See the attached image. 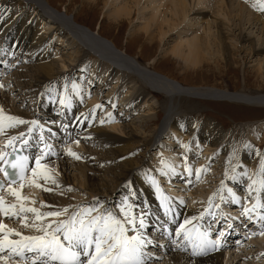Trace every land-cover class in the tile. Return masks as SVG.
Wrapping results in <instances>:
<instances>
[{
    "label": "bare ground",
    "instance_id": "bare-ground-1",
    "mask_svg": "<svg viewBox=\"0 0 264 264\" xmlns=\"http://www.w3.org/2000/svg\"><path fill=\"white\" fill-rule=\"evenodd\" d=\"M135 1L137 3L139 0ZM207 1L210 0H161L157 5V0H149L148 4L158 6V9L151 17H147L146 25L141 28L144 30V35L146 34V39L149 43L152 42L154 37H149V35L153 36L156 33L163 38L167 35L169 37L184 22L189 9L194 6H203ZM238 1H236V5L232 4L234 3L233 0L214 1L218 7L217 15H220L224 22L229 23L231 16H233L230 7L233 5L237 8L235 14V21L237 22L233 29L228 23L224 24L219 17L217 19V17L207 14L203 9H200L201 7L190 12L188 15L191 16L189 21L194 19L196 24L201 23L203 25L200 31L193 29V34L176 42L170 52L180 59L185 67L190 66L193 68L210 57L212 54L211 49L217 47L222 59L225 61L230 51L226 41L227 34H233L235 30H237L235 35L238 42H247L251 51L262 49L245 34L243 26L247 23H254V25H260V30H264V15L261 16V13L259 16L256 11L251 14L249 11L252 12V10L248 8V11L245 8L246 6L244 7L240 0ZM250 1L253 4L257 3V0ZM42 10L45 11L46 15L41 13ZM108 12L113 24L118 26H121L125 19H130L132 16L130 6L126 3H122L118 7H112ZM82 25L85 26L74 17L70 21L67 17L55 15L40 0H0V61L5 66L1 65L2 68L0 69V109L3 110L5 115L15 116L25 121L35 120L38 122L37 125L15 124L12 127H5L3 132H0V151L3 148L2 143H5L10 137H16L17 139L13 143H18L21 142V134H23V140L26 141L23 148L31 156V169L35 166L36 156L40 155L42 156L41 163L47 166L46 171L49 176V179L45 180L44 176L41 175L36 178L35 183H31L32 172L30 170L23 182V187H21L20 182L13 186L20 192L22 197L26 198L19 202L9 191L2 192L0 196L4 197L7 204L17 202L20 205V203H23L27 209L32 208L30 204H32L33 198L29 196L30 191H33L39 196L38 198L43 197V201L42 199L34 201L35 206L32 205L40 212L56 211L65 207L71 210L75 206H82L84 202H87V205L84 204V206L92 205L95 200H98L105 208L118 212L116 205L122 204L127 199L128 204L132 206V210L137 216L141 211L147 213L145 217L146 227L142 229V232L152 243L147 244L144 249L148 253L146 264H156L154 258L161 259L162 264H264V232L260 229L258 230V236H256L257 229L255 227V222L260 221V216L264 215V209L258 208L250 212L249 216L251 218H249V216L242 215V207L229 199L227 194H223L225 198L222 202L219 201V205H222L219 209H216L215 205L218 204V201L215 198L220 193L217 196L215 194L213 197L212 211L215 212V216L206 213L193 223L198 224L202 231H207L208 235L212 231L216 232L215 237L213 236L214 238H211V240L220 238L223 244L215 250H209L198 255L193 254L191 245L185 240L183 234L177 236L175 229L179 227L180 223H183L185 218L199 217L200 213L208 207L209 197L216 193L218 186L215 187L216 182L214 181V184L209 186L210 189L213 188L211 190L208 188L205 183L206 177H210V175L207 172L203 173L204 175L207 174L205 177L199 176L197 179L196 170L200 169L202 172L206 166L205 164L197 162L196 166L198 168L194 171L191 169V174H189V172L183 170L186 165L190 166V163H185L186 156L182 157L183 160H179L175 154L167 150L166 153L170 157H164L165 159L158 163L155 173L153 172L155 167L151 163L144 166L146 171L143 178L146 182L151 183L154 192L151 194L148 189H145L143 195L146 197L141 195L138 192V187L141 186L135 183L138 177L136 175V178H134L132 175L134 166H137V163L132 161V157L129 156L138 151L135 148H139L142 145L140 142L144 139L142 140V136L135 132L136 130L132 125L133 121H128L127 118V109L137 108L136 104L140 102L137 106L141 109H137L136 113L141 122L149 123L152 121V114L157 115L160 110L164 113L161 123L165 126L169 124V127H172L174 122L175 125L182 127L181 130H184V127H187L184 125L187 123L188 112L190 113L192 109L197 108L194 105V100L202 102L215 101L214 99H216L223 102L221 104L225 106L233 103V105L241 104L239 105L240 108L244 107L246 109L253 106L264 108V93H239L213 87L184 85L158 71L153 64L154 57L151 55L146 56L145 61L148 63H146V66H142L138 61L142 55L141 53V55L135 57L136 60L134 61L127 49L120 48L114 38L109 39L103 35L99 31L100 28L96 30L95 35L92 27L87 25L86 28H83ZM151 25H154L155 29L147 35ZM42 29H45V31L40 32ZM46 31L49 32L48 36L43 34ZM128 34L129 38L126 43H130V37L132 36L131 31ZM53 35L59 41L54 48L50 46L54 42ZM135 38H142V36L137 35ZM82 43L87 46L90 45L89 47L94 50L97 56L91 59L89 50L80 45ZM59 46L60 48H58ZM141 47L143 46L141 45ZM118 51L129 58L125 55L122 56ZM85 56L93 62L89 67L87 64L89 61L86 62ZM73 61L75 64L80 63L79 66L84 67V73L72 74V72H68L71 77H64L65 68L70 66ZM8 67H13L14 70L8 71ZM7 71L10 73L8 74ZM2 73L6 74L5 77L2 76L4 75ZM72 75L76 78L73 79ZM112 79L115 80L110 83ZM73 84L76 85L75 90L72 87ZM9 85H12L13 88L10 89ZM123 87H125V90L122 93L120 89ZM1 89H4V91ZM81 92L84 94L82 97L86 96L83 99L84 103L73 115H70L68 112ZM60 93L67 97L70 106L59 103ZM25 99L28 100L29 104L31 102L30 105H27V108H30L29 111L14 107L16 104L14 102ZM48 101L53 102L51 107L55 108V113L59 116L57 119L52 113L44 111L43 107L40 108V104ZM116 102L121 105L114 112V108L111 107ZM101 105H106L102 115L97 119H92L93 113L97 112ZM233 105L232 107H234ZM43 106L47 109V106ZM110 116L113 117V121H108ZM89 121L91 122L89 123ZM41 126L43 127L41 128ZM29 128H32L31 132H29ZM170 130L173 133L175 132L173 128ZM38 131L42 136L39 135ZM159 131L154 130L151 133V139L148 140V143L153 141ZM194 131H196L195 136L198 138L199 131L196 129ZM45 134L48 135L45 136ZM198 140L199 144L204 147L208 146L206 149H220L218 146L220 139L216 130H208L202 141ZM64 144L66 146L61 147V150L58 148L59 151L57 152V145L60 147ZM168 144H170V141H167ZM92 147L93 149L99 148L107 154L98 156ZM68 149L75 152L79 158L69 155ZM190 152L193 153L194 150ZM56 153H58L57 156ZM155 156H152V159ZM68 157H71V160ZM58 158L59 160H57ZM189 159L190 157L187 158V160ZM239 159L242 167L248 173L247 176L244 175L243 177V186L245 185L247 189L244 187V191H238L239 196L248 199L247 205L250 206L249 208L257 200L264 204V189L256 184L253 186L251 190L253 194H251L248 188L252 180L264 179L260 163L258 168L255 165L257 160L264 159V152L258 153L252 146L246 145L241 149ZM231 160L225 157L224 166L231 164ZM106 163H110L109 168ZM100 164L103 165L104 170L100 169ZM67 168L76 172L74 177L68 175ZM161 171L165 172L164 178L159 176ZM252 171L254 172L253 179H251ZM224 172L222 174L226 185L231 184V186H234V182H238L240 178L237 170L227 169ZM233 175L236 176V179H232ZM172 176H181L184 182L187 178L188 182L193 177L192 180L196 181L195 184L197 185L198 182L200 186L197 185L194 189L189 186L185 188L184 184L175 182V185L178 184V186L185 188L183 191H189L188 193L191 194L190 198L193 202L190 200V204L186 203L187 205H185L182 202L181 197L183 195L181 192L177 194L178 201L166 192L167 196L165 197L167 200L164 204L167 203V206L163 205L162 207L161 204L160 212L162 215L156 223L153 219L155 213L147 194H149L151 200H153L152 196H156V200L162 203L165 197L160 196V192H164L160 181L169 180ZM77 178H81L78 183ZM200 178H204V181H198ZM153 180L156 181L155 185ZM36 184L40 186L37 187ZM231 186L228 187L233 190ZM157 187L159 191H157ZM82 191L86 192V197L83 199L84 202L79 204L72 196L73 193L82 194ZM236 196H238V193H236ZM231 202L234 205L227 210L232 212L233 215L225 213L227 206L224 207L225 204ZM238 203H240L239 200ZM166 207L169 209L167 215L165 214ZM237 211L240 214L236 213ZM234 214H238V216L236 217ZM19 217L25 218L27 223H31L34 214L31 212L29 214L26 211L20 213ZM16 218H18L17 215L5 216L0 213L1 223L7 227L26 236L39 234L37 229L25 227L21 224V219L15 221ZM52 219L58 218H45V220ZM259 223L264 224L263 222ZM147 224L156 225L157 239L154 238L155 232H152ZM242 226L245 227L240 232ZM235 230L241 234L240 240L245 239L246 242H242V244L238 238L234 241L230 240V235H233ZM9 238L19 239L14 234ZM208 239H210L209 236ZM236 240H239V242H236ZM246 243L247 246H244ZM229 244L232 245L229 246ZM254 246H256L255 249L252 248ZM6 251L3 253L5 256L8 255ZM30 260L31 254L28 255L27 261L11 259V264H30ZM0 264H5V262L0 261Z\"/></svg>",
    "mask_w": 264,
    "mask_h": 264
},
{
    "label": "rangeland",
    "instance_id": "rangeland-1",
    "mask_svg": "<svg viewBox=\"0 0 264 264\" xmlns=\"http://www.w3.org/2000/svg\"><path fill=\"white\" fill-rule=\"evenodd\" d=\"M40 1L42 2L44 6H46V8L49 11H51L55 15L67 17L70 21H72V17H74L78 21L83 23L85 26L88 25L92 27L93 34H95L96 30L100 28L99 31L103 35H105L109 39L114 38V40L118 42L117 45H119L120 48L127 49V51L130 53V57L134 61L136 60L135 57L141 53L142 55L140 54L141 57L140 59H138V61L142 66H146V63H148L147 61H145V59H147L146 56L151 55L152 57H154L153 64L158 71L178 80L184 85L195 86V87H213V88L226 90L229 92H239V93L241 92V93H251V94H254V93L263 94L264 93V30H260L259 28L260 25L258 26V24L254 25V23L253 24L247 23V24H244L243 26L245 29L244 31L245 34L248 35L249 38L252 39L254 42H256V44L259 45V47L262 48L257 51H251L249 49L248 43L245 41L238 42L236 40V35H235L237 33V30H235L233 34H230V33L227 34L226 41H227V44L229 45L230 51H229L228 57L225 58L226 59L225 61L222 59L217 47H214L211 49L212 54L210 55V57L206 58L201 64L193 68L190 66H186L188 67L186 68L183 62L180 59L176 58L170 52V50L172 49L173 45L176 42H179L187 38L191 34H193L192 32L193 29H197L198 31H200L203 24L201 23L196 24V21L194 19H191V21H189L191 16H188V15L193 10H197L201 7L200 9H203L205 12H207V14L213 17H217V19L219 17L220 20L222 21L224 20L220 15L219 16L217 15L218 7H217V4H215L214 2L215 0L207 1V3L203 6H194L193 8L189 9V13L187 14V17L185 18L184 22L179 26L177 31L173 32V34H171L169 37L168 35L164 38L160 37L158 33L154 34L153 36L149 35V37H154L153 41L150 43L146 39V36H145L146 34L144 35L143 33L144 30L141 28L144 27V25H146V22L148 19L147 17L148 16L151 17V15H153L157 11L158 6L156 7L155 5H149L148 4L149 0H139L137 3L135 0H40ZM160 1L161 0H157V5H159ZM233 1H234V3H232L233 5H236V1L239 2L238 0H233ZM47 2L50 5H48ZM122 3H126L128 6H130V9L132 11L131 12L132 16L130 19L128 18L127 20L125 19L121 26L120 25L118 26L116 24H113L111 18L108 16V14H110L108 11L110 8L112 9V7H118ZM240 3H242L244 7L246 6L245 8L248 11L249 9L252 10V12L249 11L251 14L255 13L256 11V14L258 13L259 16L261 13H262L261 16L264 15V10H257V8H254L252 1L240 0ZM233 5L230 7V10L232 11L231 13L234 17L231 16L229 23L226 21L225 22L223 21L224 24L228 23L229 25H231L232 29L234 28L237 22L235 21L236 19L235 14L237 13L236 12L237 8L234 7ZM41 13L43 15H46L45 11L43 10L41 11ZM184 23H187V24H184ZM85 26L82 25L83 28H86ZM187 26H188V29L186 30ZM154 29H155L154 25H151L150 30L148 31L147 35L149 34L150 31H153ZM42 31H45V29H42L40 32ZM130 31L132 33V36L130 37V43H126L127 42L126 40L129 38L128 33ZM43 34L48 36L49 32L46 31ZM137 35H141L142 38H135V36ZM52 37H53L54 42H52L50 46L54 48L57 45V43H59V41H58V38H55L54 35ZM80 45L83 46V48H86L87 50H89L90 52L89 54L92 57L91 59L97 56L95 55L96 53L94 52V50L89 47L90 45L87 46L84 43ZM141 45L143 47H141ZM58 48H60V46ZM118 52L122 56L125 55L121 51H118ZM125 57H128V56L125 55ZM89 59L90 58H87V57L85 58L86 62L89 61L87 63L88 67L89 65H92L93 63L92 60L90 61ZM79 64H75L74 61L71 62V65L65 68L64 77H71V75H69L68 72H72V74L73 73L75 74L84 73V67L79 66ZM1 65L3 66L2 62L0 61V69L2 68ZM8 69H9L8 71L10 72L14 70L13 67H8ZM10 72H8V74ZM5 75L6 74L2 76L5 77ZM72 78L75 79L76 76L72 75ZM114 80L115 79L110 80V83L114 82ZM95 85H96V82H95ZM8 87L10 89L13 88L12 85H9ZM1 90L4 91V89H1ZM120 90L123 93L125 90V87H123ZM83 95L84 94L81 92L78 99L74 101L73 106L68 112L70 115H73L74 112L80 107V105L84 103L83 99L86 96L82 97ZM214 100L215 101H202V102L200 101L197 102L196 100H194L195 101L194 105L197 108H195L194 110L192 109L190 113L188 112L187 121H186L187 123L184 125V126H187L188 128L184 127V130H181L182 127L175 125L174 122L172 123V127H169L170 126L169 124L165 126L163 123H161L164 117V113H162V111L160 110L158 112V109H157V112H158L157 115L155 113L152 114V121H150L147 124H145L146 122H141V119L137 118V113H136L137 109H141V108H138L137 106L139 105L140 102L136 104L137 108L127 109L128 121L130 120L133 121L132 125L134 129L136 130L135 132L139 136H142V140L144 139L143 141L140 142L142 145L139 148H135V150L137 149L138 151H135L134 155L129 156V157H132L131 158L132 161H135L137 163V166L136 165L134 166L135 167L134 173L132 175L134 178H136L135 177L136 175L138 177L135 183L136 184L138 183L141 186V187H138V192L141 195H143V190L145 189H148V192H151V194H153L154 192V189L152 188L151 183L146 182L143 178L144 172L146 171L144 166L151 163L152 166L155 167V169H153V172L157 171L156 167L158 163L161 160H164L165 159L164 157L167 158L168 154L166 152L168 150L170 151V153L175 154L179 160H183V158L186 156V159H184L186 160L185 163H190L189 168L193 169V171L194 169L198 168V166H196L197 162H200L206 165L204 167V170L202 172L200 171L199 176L205 177L207 174L210 175V177H206V183H205L209 189H210L209 186H212L214 184L213 183L214 181L216 182L215 187L218 186V188L215 194L217 196V194L220 193V195H218L217 198H215L218 201V204H219V201L220 202L223 201L221 200V195L223 194H227V197L233 200L232 196H230L228 193V189L230 188L228 186H231V184H227L228 186L226 185L225 178L222 173L226 171L227 169H231V171H233L234 169L237 170V172L240 174V175L238 174L240 178L238 182H234L235 187L234 186H231V187L233 188L234 191L233 190L232 191L233 193H235V195L236 193H238V196L236 197L239 198L238 200L240 201V203L234 200L233 202H235L236 205H240L242 209L247 206L250 207L249 205H247V203L249 202L248 199L243 198V196L242 197L239 196V192H238V191L241 192V190L244 191V187L247 189L245 185L243 186L244 175H242V173H244L245 171L247 172V170H245L244 167H242L239 156L241 153V149L246 145L252 146L258 153L264 152V108L253 106L250 109H246L244 107L240 108L239 105L241 104L233 105V103H230V104L226 103V104H229L230 106L229 105L225 106L221 104L223 102L217 101L216 99ZM14 103H16L14 107H17L19 110H23V111L30 110V108H27V105H30L31 102L29 104L27 99L19 101V102H14ZM43 105L47 106V109ZM51 105H53V102L48 101L44 104H40V108L43 107L44 111H47L48 113L49 112L52 113L54 117L57 119L59 116L56 115L55 108L51 107ZM120 105L121 104L119 102H116L114 103V105H112L111 108L112 109L114 108L113 111L115 112L118 106ZM232 105L234 107H232ZM105 108H106V105L105 106L101 105L100 108L98 109L101 111H98V110L97 112L95 111L93 113L94 115L92 119L99 118L102 115V112L105 110ZM44 117L46 118V115ZM108 121H113V117L110 116L108 118ZM172 128L175 130L174 133L172 130H170ZM194 129L199 131L198 138L195 136L196 131H194ZM211 129L216 130L218 133V138L220 139V142L218 145L220 147L219 150L206 149V147L208 146L204 147L203 145L198 143L199 141L198 139L202 141L203 136L207 134L208 130H211ZM151 130L152 132L154 130H160V131L158 132L157 136L153 139V141L151 143H148V140L151 139V133H152ZM39 131L38 133L39 135H41ZM47 135L45 134V136ZM50 137L53 138L52 136ZM167 141H170V144L167 145ZM224 143L225 145H223ZM76 145L78 146V144ZM58 146L59 145H57L56 147L57 152L59 151L58 148L60 149L61 147H65L66 144L61 145L60 147ZM93 150H95L96 155L98 156L102 154H107V152H104L100 150L99 148L93 149ZM193 150L194 152L191 153L190 151H193ZM57 154L58 153H56V156ZM154 155L156 156L155 158L152 159V156ZM189 157L190 159L187 160V158ZM225 157H227V159L229 160L232 159L231 160L232 162H230L231 164L224 166ZM74 158H77V157H74ZM68 159L71 160V157H68ZM57 160H59V158ZM259 161L261 160H257V162L255 163L256 168L259 167V163H260ZM106 165L109 168L110 163H106ZM255 165H254V168H255ZM115 167L117 166L115 165ZM100 169H103V165L101 164H100ZM67 170H68V175H71L72 177H74L76 172H74L73 170L71 171L70 168L69 169L67 168ZM183 170L185 171V168H183ZM206 172L207 174L204 175L203 173H206ZM160 173H161L159 174L160 178H164L163 175L165 172L161 171ZM253 178H254V172H253L251 179ZM80 179L81 178H77V183L79 182ZM192 179L193 177L191 178L190 181L187 182L188 180L187 178L186 181L184 182L181 176H178V177L172 176L171 179L169 180H166V181L164 180L162 182L160 181V184L162 188L164 189V192L162 191L160 192V196L165 197L167 196L166 192H168V195L174 198V200L178 201L177 194L181 192V194L183 195V197H181L182 202L185 205H187L188 203L190 204V200L191 202H193L192 198H190L191 194L188 193L189 191H183V190L187 186L194 189L196 188L197 185L200 184L197 182V185H196L195 184L196 181ZM171 180L173 181L171 182ZM198 181L203 182L204 178H200ZM222 181H224L223 188L221 186ZM175 182H177L178 184H184L185 188H183L182 186L181 187L178 186V184L175 185ZM224 191L227 193H225ZM30 192L31 194L30 196L29 195L28 196L30 198L32 196L33 198L32 199L33 202H31L32 204H30V207H33L32 205H34L36 201H39L41 199L43 201V197L38 198L39 196L36 193H34L33 191H30ZM85 193L86 192H83V191H82V194L73 193L72 197L75 198L79 204H82V202H84L83 199L86 197ZM250 193L253 194L251 191ZM147 196H148V199L150 200V204L155 213V216L153 217V219L157 223L158 218H160L162 215V213L160 212L162 203L156 200V196L154 197L152 196L153 200H151V198L149 197V194H147ZM249 199H252V198H249ZM233 202H231L230 204L229 203L225 204L224 207L227 206L225 213L232 214V212H229L227 209L229 207L231 209V206L234 205ZM86 203L84 202L82 207H85L87 205ZM15 204L19 205L17 202H15ZM84 204L86 205L84 206ZM163 205L167 206V203ZM27 213L30 214V212H27ZM236 213L240 214L239 211H237ZM238 214H234V215L237 217ZM20 219L21 218L18 216V218L14 220L19 221ZM259 222L264 223V220L255 222L256 223L255 227L257 229L256 236H258V233H259L258 230L261 229L262 232H264V224H261ZM147 225L149 228L152 229V232H155L154 238L157 239L158 236L156 232L157 230L156 225H152V224H147ZM245 226H242L240 228V232L243 230L242 228ZM215 233L216 232L212 233L214 237H215ZM230 238H231L230 240L232 241H234L236 238L240 240L241 234L235 230L234 234L230 235ZM239 240H236V242L237 241L239 242ZM244 240L243 241L240 240L241 243L246 242ZM231 245L232 244H229V246ZM244 246H247V243ZM252 248L255 249L256 246ZM154 261L156 264L163 263L161 259L157 260L156 258H154Z\"/></svg>",
    "mask_w": 264,
    "mask_h": 264
},
{
    "label": "snow or ice",
    "instance_id": "snow-or-ice-1",
    "mask_svg": "<svg viewBox=\"0 0 264 264\" xmlns=\"http://www.w3.org/2000/svg\"><path fill=\"white\" fill-rule=\"evenodd\" d=\"M253 7L257 10H264V0H257ZM72 87L74 90L76 89L75 84ZM59 103L70 106L69 100L63 93L59 95ZM15 124L37 125L38 122L35 120L25 121L15 116L5 115L0 109V132H3L5 127H12ZM31 131L32 128H29V132ZM16 139V137H10L5 143L14 147L13 142ZM21 143H26L23 140V134H21ZM67 151L69 155L79 158L70 149ZM7 157L8 154L0 151V172H3L5 177L12 181L6 191L15 196L19 202L26 198L20 195L13 184L18 179L21 187H23L28 157L23 155H15L14 159ZM41 159L42 156L40 155L35 158V166L31 169V183H35L36 178L41 175L44 176L45 180L49 179L46 171L47 166L41 163ZM260 166L261 173H264V159H261ZM9 169L12 171L9 172ZM185 171L191 174V169L187 165ZM200 171V169L196 170L197 179ZM242 175H247V172L245 171ZM232 179H236V176L233 175ZM153 184L155 185L156 181L153 180ZM256 184H259L260 188H264V179L252 180L248 186L249 191ZM36 186L39 187L40 185L36 184ZM221 186L223 188V181ZM157 191H159L158 187ZM228 193L234 201L238 202L239 198L236 197L231 188L228 189ZM214 196L215 193L209 197L208 207L200 213L199 217L185 218L183 223H180L179 227L175 229L177 236L183 234L185 240L191 245L194 255L215 250L220 246L219 238L216 240L208 239V232L202 231L198 224L193 223L206 213L215 216V212L212 211ZM224 198L221 195V200ZM166 200L165 197L162 206ZM219 207V204L215 205L216 209ZM116 208L118 212L105 208L98 200H95L90 206H75L71 210L65 207L56 211L40 212L35 207L26 209L23 203H20L17 210L16 204H7L4 197L0 196V213L5 216H19L20 213L26 211L33 213L34 218L31 223H27L25 218H21V224L37 229L39 233L37 235H22L19 231L0 223V261L11 264L10 258L13 256H19L24 260L27 259L25 256V252H27L31 254L30 264H146L148 253L144 249L147 244L152 243L142 232V229L146 227L145 217L147 213L141 211L137 216L127 199L122 204L116 205ZM258 208L264 209V204L260 203L259 200L253 203L251 208L244 207L242 215L249 216L250 212ZM168 211L169 209L166 207V215ZM46 217L58 219L45 220ZM249 218L251 217L249 216ZM260 219L264 220V215H261ZM130 232L131 234H129ZM13 234L19 239H10L9 237ZM5 250L8 252L7 256L3 255Z\"/></svg>",
    "mask_w": 264,
    "mask_h": 264
}]
</instances>
